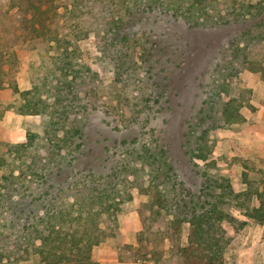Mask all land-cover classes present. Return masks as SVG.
<instances>
[{
	"label": "rangeland",
	"instance_id": "374dc122",
	"mask_svg": "<svg viewBox=\"0 0 264 264\" xmlns=\"http://www.w3.org/2000/svg\"><path fill=\"white\" fill-rule=\"evenodd\" d=\"M181 1L164 0L166 5ZM206 2L214 15L226 2L228 7L237 4L239 11L242 4H253L264 17V7H257L264 0ZM227 8L220 14L231 10ZM252 21L191 28L168 14H147L132 29H145L150 40L171 50V58L162 60L166 67L156 77V87L146 86L144 41L138 42L131 30L115 54L97 44V36L81 39V96L87 109L75 119L60 117L61 105L46 86L61 77L62 71L49 69L53 53L23 43L26 38L17 48L18 61L0 51V264H47L34 252L41 244L38 233L27 226L35 225L53 203L73 208L77 216L83 196L95 194L87 187L108 188L117 208L110 216L117 221L105 215L95 219L100 209L95 198L83 208L84 214L92 210L91 227L96 220L108 233L119 234L94 246L99 264H157L153 250H177L188 243L191 228L184 221L180 235L165 225L158 229L166 213L189 217L201 211L198 197L207 200L204 186L215 181L230 184L237 193L247 191L245 172L257 177V171H264V67L259 69L264 66V23L254 20L259 21L256 30L244 35ZM235 38L239 48L233 46ZM124 60L128 69L121 65ZM231 99L240 109L235 121L224 112ZM29 103L41 111H28ZM74 124L81 126L82 136L65 142L67 126ZM202 147L206 156L200 158ZM45 170L46 182L41 178ZM255 190L242 202L258 205ZM218 191L220 187L215 196ZM175 199L179 204L169 207ZM235 200L223 201V207L248 225L234 231L226 263L264 264V224L248 219ZM10 252L14 255L7 261Z\"/></svg>",
	"mask_w": 264,
	"mask_h": 264
},
{
	"label": "trees",
	"instance_id": "16d2710c",
	"mask_svg": "<svg viewBox=\"0 0 264 264\" xmlns=\"http://www.w3.org/2000/svg\"><path fill=\"white\" fill-rule=\"evenodd\" d=\"M24 1L0 0V17H3L0 22V51L6 57L9 56L12 62H16L18 61L17 48L19 43L23 38H26L23 43L29 41L38 51L53 53L51 56V60H53L49 69L52 70L51 73L59 69L62 71L61 77L53 84L50 82L46 86L49 88V93L53 92L61 105L58 107L60 117L65 116L69 119H75L78 114L84 113L87 109V104L82 102L84 96H81L83 92L81 85L85 76V72L79 67L81 63L79 62L80 47L78 42L81 39L92 36L96 38L97 36L99 37L97 44H100L105 51H112L115 54L123 48L120 46L121 40H126L128 30H131L134 33L132 36H136L138 42L144 41L142 44L145 48L141 58L144 63L143 66L148 67L144 69L146 71L144 73L148 72L149 74L146 86L156 87V85H160V81L156 77L166 67L162 60L171 58V50L156 39L150 40L145 29H132L142 23L147 14L154 12L168 14L176 20L186 22L191 28H211L221 23L230 24L234 20L237 23L253 20L250 30L244 32V35L248 33L249 36L256 30L254 25L259 22H254V20L260 18L264 23L263 12H255L253 10L254 5L249 3L242 4L243 10L241 11L238 10L240 7L237 4L229 5L231 10L220 14L225 7H228L226 2L224 4L222 2L220 6L215 8L216 18L214 14L209 12L210 7H208L206 0H182L181 2L167 3L168 5L165 4L164 0H28L30 2L28 6L24 5ZM119 1H121L120 4ZM257 7L264 6L260 4ZM147 43L148 46H146ZM233 46L239 48L237 38H235ZM118 57L122 58L123 56L120 54ZM126 64L127 61L125 60L121 63L123 67ZM260 67L264 66H259V69ZM124 69L128 68L125 66ZM11 83L13 89L18 92L19 85L16 80ZM95 99L97 98L95 97ZM40 104L45 109L47 108L45 100L41 99ZM34 105L35 103H29L31 109ZM95 105H97V100H95ZM39 111L41 110L35 113H39ZM224 112L228 121L239 119V105L235 104L232 99L226 103ZM81 136V126L74 124V126H67L63 140L74 142ZM205 156V150L202 147L199 157ZM3 163V159L0 157V167ZM253 170L254 168L251 171ZM47 173L45 170L41 174L44 182L47 181ZM256 174L257 177H252L248 172H245V181L249 187L247 191L242 193L235 192L228 183L222 184L215 181L214 184L205 185L204 189L207 190V194L203 195L209 198L203 200L200 195L198 203L201 202L202 210L193 212L189 217L175 214L170 218V212L166 213L161 221L156 224V227L159 229L161 225H165L167 231L180 235L182 224L187 221L191 225L189 239L187 244L177 250L170 251V254H165L164 250L161 252L153 250L156 263L227 264L225 251L236 235L234 231L243 229L248 225V221L234 216L231 211L223 207V201L226 202L227 199L235 198V201L245 209L244 214L248 219L264 224V171L259 170ZM256 182H260L258 187ZM218 187H220L219 196H215ZM254 188L256 189L258 205L249 206L242 201H245V198L254 191ZM87 190L90 192L95 190V194L83 196L81 199L82 212L78 213L77 216H73V208L58 207L56 203H53L52 206L46 208L45 213L37 216V222L33 221L35 225L27 226L34 227L38 233L37 239L41 240V244L36 246L34 252L43 263L99 264L93 257L94 246L103 243L109 235H119L118 233H108L105 228L104 230L99 226V222L96 220L95 227H91L92 210L86 212L87 214L83 213L86 211L83 209L84 206L90 205L92 199L95 198V203L100 206V209L95 211V219L102 215L107 218H114L115 216H110L115 214L117 208L110 201V190L106 187L99 190L96 185L91 188L87 187ZM178 202L180 200L175 199V202H170L169 207L176 206L179 204ZM114 220L117 221V218ZM39 225L43 228H40ZM138 239L139 242L142 241V237L138 236ZM128 247L132 249V245ZM28 251L27 249L26 252ZM11 255L14 253H8L7 261Z\"/></svg>",
	"mask_w": 264,
	"mask_h": 264
}]
</instances>
